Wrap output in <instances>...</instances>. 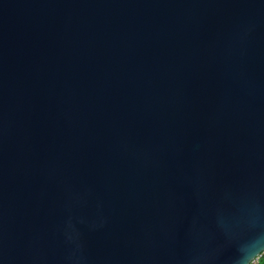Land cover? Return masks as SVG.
Here are the masks:
<instances>
[{"label":"water","instance_id":"1","mask_svg":"<svg viewBox=\"0 0 264 264\" xmlns=\"http://www.w3.org/2000/svg\"><path fill=\"white\" fill-rule=\"evenodd\" d=\"M264 229V0H0V264H232Z\"/></svg>","mask_w":264,"mask_h":264},{"label":"clouds","instance_id":"2","mask_svg":"<svg viewBox=\"0 0 264 264\" xmlns=\"http://www.w3.org/2000/svg\"><path fill=\"white\" fill-rule=\"evenodd\" d=\"M235 244L232 264H258L264 257V229H257L253 221L228 235Z\"/></svg>","mask_w":264,"mask_h":264},{"label":"trees","instance_id":"3","mask_svg":"<svg viewBox=\"0 0 264 264\" xmlns=\"http://www.w3.org/2000/svg\"><path fill=\"white\" fill-rule=\"evenodd\" d=\"M258 264H264V257H261L258 261Z\"/></svg>","mask_w":264,"mask_h":264}]
</instances>
